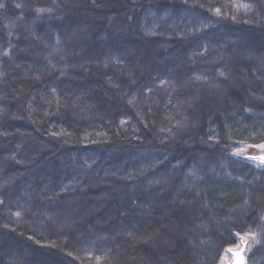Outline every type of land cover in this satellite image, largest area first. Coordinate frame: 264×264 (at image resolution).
Returning <instances> with one entry per match:
<instances>
[{
	"label": "trees",
	"instance_id": "16d2710c",
	"mask_svg": "<svg viewBox=\"0 0 264 264\" xmlns=\"http://www.w3.org/2000/svg\"><path fill=\"white\" fill-rule=\"evenodd\" d=\"M0 3V264H264V0Z\"/></svg>",
	"mask_w": 264,
	"mask_h": 264
},
{
	"label": "rangeland",
	"instance_id": "374dc122",
	"mask_svg": "<svg viewBox=\"0 0 264 264\" xmlns=\"http://www.w3.org/2000/svg\"><path fill=\"white\" fill-rule=\"evenodd\" d=\"M232 154L238 158H245V157H250V156H262L264 155V150H261L257 147H252V145H244L242 147H239L235 151H233ZM247 160L253 162L255 165L259 167H262L263 165V163L260 160H251V159H247ZM255 242H256L255 235H247V236L244 235L240 237L239 243L236 246L230 247L229 249H233L234 251H240L242 249L243 244L247 243L248 245L247 255H248V252L252 249ZM229 249L225 251L220 264H232L233 252H230Z\"/></svg>",
	"mask_w": 264,
	"mask_h": 264
},
{
	"label": "snow or ice",
	"instance_id": "6c2138e0",
	"mask_svg": "<svg viewBox=\"0 0 264 264\" xmlns=\"http://www.w3.org/2000/svg\"><path fill=\"white\" fill-rule=\"evenodd\" d=\"M93 3H95V0H93ZM15 6H16L17 8L22 7V5H20V4H16ZM240 6H241V5H237V7H240ZM242 6H243L244 8H246V9H247L248 7H250V6L247 5V4L242 5ZM5 7H6V5H5L4 3H0V9H3V8H5ZM200 7H204V6H203V5H200ZM208 10H209V11H214L216 15H220V14H221V8H220V7H215V8L210 7ZM36 11H37L38 13H44L45 11L50 12L51 9L39 8V9H37ZM233 19H234V17H233ZM205 51H207V49H205ZM218 75L221 76V77H224L225 80L228 79V77H227V75H226V73H225L224 71H220V72L218 73ZM197 79H200V77H197ZM52 91L55 92V89H52ZM258 99H262V100H264V97H259ZM129 103H131V101H129ZM122 123H123V121H122ZM252 147H257V148H259V149H261V150H264V144L252 145ZM245 158H246V159H251V160H260L262 163H264V155H262V156H250V157H245ZM2 203H3V200H0V204H2ZM16 215L19 216L20 213L17 212ZM157 231H159V230H157ZM236 235L239 236L240 233H236ZM245 235L247 236V235H254V234H253V233H246ZM173 247H175V245H173ZM238 247H239V245H238ZM243 250H244V249H241V251H243ZM229 251H230V252H233V255L236 257V262H235V264H246L245 257H244V255L241 254V251H234L233 249H229ZM69 255H71V253H69Z\"/></svg>",
	"mask_w": 264,
	"mask_h": 264
},
{
	"label": "water",
	"instance_id": "95a60500",
	"mask_svg": "<svg viewBox=\"0 0 264 264\" xmlns=\"http://www.w3.org/2000/svg\"><path fill=\"white\" fill-rule=\"evenodd\" d=\"M242 249H244V250L243 251L240 250V251H241V254L244 255L245 260H246V264H247V251H248V245H247V243L243 244ZM235 262H236V257L233 255V262H232V264H235Z\"/></svg>",
	"mask_w": 264,
	"mask_h": 264
}]
</instances>
